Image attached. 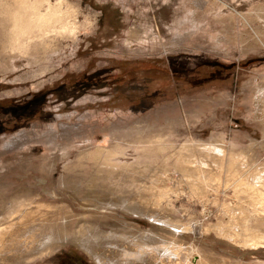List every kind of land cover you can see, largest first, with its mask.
<instances>
[{"label": "rangeland", "instance_id": "1", "mask_svg": "<svg viewBox=\"0 0 264 264\" xmlns=\"http://www.w3.org/2000/svg\"><path fill=\"white\" fill-rule=\"evenodd\" d=\"M62 1L76 34L20 33V0H0V213L15 198L57 223L20 264H129L119 252L139 234L177 242L189 264H264V212L236 189L264 174V0ZM188 156L210 164L194 173L204 188L175 168ZM156 184L183 228L99 201L137 206ZM234 221L256 241L214 226Z\"/></svg>", "mask_w": 264, "mask_h": 264}, {"label": "bare ground", "instance_id": "2", "mask_svg": "<svg viewBox=\"0 0 264 264\" xmlns=\"http://www.w3.org/2000/svg\"><path fill=\"white\" fill-rule=\"evenodd\" d=\"M65 4L66 3L62 0L58 1L55 4H52L51 0H20V15L16 16L14 19L12 15L11 17L15 21V26L20 27V33L24 32V29L26 28L28 30V28L30 27H35L41 33H49L54 30H60L62 32L64 31L66 34L73 35L76 34L81 27L86 26L75 21L74 8ZM41 6H44V12L42 11L43 7L41 8ZM260 105L264 113V100H262V103ZM211 146L205 147L206 154L210 156L214 152V150L216 151V156H220L222 154L223 147L219 149L220 145L218 146V148ZM232 159H230V162ZM198 162L196 160H191L190 157H179L178 161L176 162L177 164L175 165V168L179 171L180 169L183 170V174L187 179L192 180V185L197 190L199 189L198 187L201 182L198 183V181H196L197 179H195L194 173H196L197 171L200 172V170H207V166L210 165L209 163ZM241 162L243 161L241 160ZM244 167L241 168L244 169ZM158 172L159 174H161L160 177L165 178L167 176L166 170L164 169H161ZM157 185L158 184H156V186H151L148 190L142 193V197H140L141 195L139 196L140 198H142V200L137 206L135 205L136 203L134 204V202L132 201L127 200L126 202V199L112 197L111 195H103V197H100L102 195L99 194V201H102V203L104 204L113 206L120 205L122 208L134 213H138L139 215H147L150 217V220L151 218H153V220L155 219V221L158 220L159 222H166L169 223L170 226H176V228L180 226L182 227V222L180 223L179 221L171 218L170 214H168V212L161 208V200L162 197H164L167 193V185ZM262 185H264V174H262L261 176L248 175L244 178L242 185L236 186L238 192H241L244 186L254 191V195L257 198H252L249 201L257 206V210L261 211L260 214L264 212V192L260 189ZM25 203H23V206L20 207V199L18 200L13 198L11 201L9 200V205L7 208L6 204L4 205L5 209L0 213V264H20V262L23 260L44 253L47 247L53 241H55L56 236L54 230L57 228V223L53 222L54 218L52 216L50 217V205L48 206L37 203L35 206H32L30 205L31 202L30 204L27 203V205H24ZM51 218H53V220ZM214 226L221 233H223V235H225V238L228 239L238 238L240 239V241H243V239L246 237V242L253 243L256 241V238L259 237L253 232H249L247 234L245 233V235H243L244 233L241 234L243 226H241L237 222H230L226 225L219 222ZM185 227L188 228V225L184 224V229ZM147 236L145 234H139L137 235V240L134 243L129 244L127 241L123 242L122 249L119 253H121L125 257L124 260H126L129 264L190 263V255H188L187 250L179 246L177 242H170L162 239L158 240L157 237V240H154L151 236H148L149 238ZM121 237H123V239L127 238L125 235ZM115 251L116 249L112 248L108 252L113 253Z\"/></svg>", "mask_w": 264, "mask_h": 264}, {"label": "crops", "instance_id": "3", "mask_svg": "<svg viewBox=\"0 0 264 264\" xmlns=\"http://www.w3.org/2000/svg\"><path fill=\"white\" fill-rule=\"evenodd\" d=\"M79 262H81L80 259H74V263H75V264H79Z\"/></svg>", "mask_w": 264, "mask_h": 264}]
</instances>
